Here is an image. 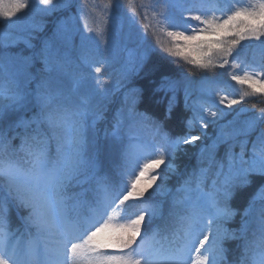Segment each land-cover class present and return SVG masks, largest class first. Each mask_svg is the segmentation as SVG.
<instances>
[{
	"label": "snow or ice",
	"instance_id": "1",
	"mask_svg": "<svg viewBox=\"0 0 264 264\" xmlns=\"http://www.w3.org/2000/svg\"><path fill=\"white\" fill-rule=\"evenodd\" d=\"M141 8L90 26L88 0H0V264H241L264 230V108L236 107L264 96V0Z\"/></svg>",
	"mask_w": 264,
	"mask_h": 264
},
{
	"label": "trees",
	"instance_id": "2",
	"mask_svg": "<svg viewBox=\"0 0 264 264\" xmlns=\"http://www.w3.org/2000/svg\"><path fill=\"white\" fill-rule=\"evenodd\" d=\"M12 2V0H4L5 4H8ZM109 0H88L89 6L91 9H95V11H92L87 19V23H89V25L91 26L93 24V21L99 17L103 11L106 9L107 5H108ZM155 0H121V4H122V9L120 14L127 16V15H131V12L134 9H138L141 12V15H144L145 9L141 8V5H149L154 3ZM225 2L228 4L229 7H231L232 4V0H225ZM237 3L239 5H246L249 3V0H237ZM73 13L75 14H79V10L78 8H73ZM59 15V14H57ZM147 16L148 19L147 20H143L142 23L143 24H147L149 25V39L151 40V31H152V27L155 25V18H154V14L149 10L147 11ZM56 19V16H52V17H48L45 20V24H46V31L50 34L52 27H53V23ZM83 23L84 21L81 22V27L83 28ZM0 27H2V25H0ZM137 31H143L142 25L141 24H137ZM94 35V33L92 34ZM159 38L161 40H166L167 38L161 33L159 34ZM16 49H13V51H15ZM154 60L157 59V57H153ZM257 60H259V58H256ZM165 63V68L167 71L169 72H178L181 70V68H187V65H182L180 62H175V63H167L166 61ZM101 76H105L104 73L101 74ZM94 83V82H93ZM228 92L230 94L236 95V96H240L242 95L245 91H247V87L246 86H240V85H236L234 82L232 81H228ZM116 107V105H109V112H108V116L109 118L111 117L112 114V110ZM238 109H244V117H246L249 114H257L259 115L260 110L262 108H264V96H261L259 94L255 95V96H250L247 97L244 101V103H242L241 105H237L236 106ZM29 115H31L29 113ZM242 117V118H244ZM106 124H101L100 127L101 129H103V127H105ZM170 129L173 132H179L181 130V125H179L178 121L175 120V118L173 119V121L170 122L169 124ZM20 131H23L22 129ZM100 135L103 136V131L101 130ZM21 144V140L17 137L16 139L13 140V145L16 148H19ZM188 148H192V146H187ZM193 152L195 151V149L192 150ZM220 155H223V148L220 149L219 151ZM21 156H23V153H20ZM105 169H111L114 164L115 161H111V160H105ZM177 164H179L181 171L184 170H191V166L196 164V159L194 155H190V156H185V155H181L179 157V159L176 161ZM176 177L172 176L171 179L169 180V186H174L176 184ZM208 183L210 184V180L208 181ZM253 189L249 188L247 189L244 193H243V197L246 198L248 196H250L252 194ZM239 197H237L236 199H234L233 203H238L239 202ZM24 211L21 209H16L13 208L11 211V224L12 227L15 228H23L22 225V221H21V217L24 215ZM238 223H239V218L236 219L235 222H233L230 227L232 228H236L238 227ZM237 244L238 242L236 241H229L226 243V246L229 248L230 250V256L235 258L238 254H239V250L237 248Z\"/></svg>",
	"mask_w": 264,
	"mask_h": 264
},
{
	"label": "clouds",
	"instance_id": "3",
	"mask_svg": "<svg viewBox=\"0 0 264 264\" xmlns=\"http://www.w3.org/2000/svg\"><path fill=\"white\" fill-rule=\"evenodd\" d=\"M261 253H264V230L257 229L255 235H250L246 259L241 264H257Z\"/></svg>",
	"mask_w": 264,
	"mask_h": 264
}]
</instances>
